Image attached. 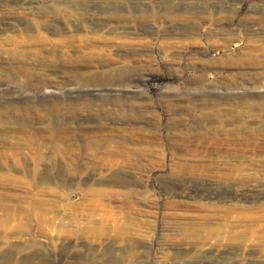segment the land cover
<instances>
[{
  "label": "rangeland",
  "instance_id": "1",
  "mask_svg": "<svg viewBox=\"0 0 264 264\" xmlns=\"http://www.w3.org/2000/svg\"><path fill=\"white\" fill-rule=\"evenodd\" d=\"M0 264H264V0H0Z\"/></svg>",
  "mask_w": 264,
  "mask_h": 264
},
{
  "label": "bare ground",
  "instance_id": "2",
  "mask_svg": "<svg viewBox=\"0 0 264 264\" xmlns=\"http://www.w3.org/2000/svg\"><path fill=\"white\" fill-rule=\"evenodd\" d=\"M5 26V25H4ZM8 26V28L11 30V29H13V27H12V25L11 24H9V25H7ZM59 31H60V29L59 28H54V30H53V34H55V35H57L58 33H59ZM145 43V42H144ZM144 43H142V42H132V43H121L120 45H124V46H129L130 48H131V53H135L136 54V52H138L142 47H146V48H148L149 50L150 49H154V46H153V43H146V44H144ZM123 60H127L128 58L126 57V56H122L121 57ZM149 58V56L148 57H145V59H142V58H140V57H138V58H136L135 57V59H134V68H132V69H130L128 72H129V74H127L128 72H127V69L125 68V67H122V66H120V67H117V68H112V69H108V70H105V71H101V72H97V73H99V76H104L105 77V80H100L99 79V81H98V84L100 85V84H103V83H108V84H111V83H115L116 81H119V78H123L122 79V81L123 80H126L127 79V77L129 78V76L132 74V73H137L138 72V69H139V66L141 65V64H143L144 62H147V61H150V59H148ZM203 83V82H202ZM184 100L186 101V102H191L192 104H193V106L190 108L191 109V111L193 112V110H195V109H199V110H206V114H208V99L207 100H203V101H200V104L199 103H197V101L195 100V97H187V98H184ZM189 109V110H190ZM54 123V122H53ZM97 123H99V125H102L103 124V122H97ZM113 123V122H112ZM171 123V125L173 124H180V123H182V122H170ZM197 123H199V122H197ZM218 123V125L217 126H214L213 128H212V130H211V132L212 133H217V132H219L220 130H221V123H219V122H217ZM236 124H235V128L232 130V133L233 134H235V133H237V132H239L240 130V128L242 127V125H243V123L242 122H235ZM183 124H184V126H185V128H184V130L183 131H174V132H171L168 136L166 135V136H164L163 138L165 139V141L166 140H172L173 142H174V145L175 144H183V143H186V142H190L191 140H193L196 136L193 134V133H191L190 131H189V128H186V127H190V125H191V122H183ZM125 132H127L126 130H120V129H111L110 131H106V129H102L101 131H100V133H103V134H107V135H109V134H121V133H125ZM133 132H135V131H133ZM77 133V132H76ZM81 133V132H80ZM210 134V133H209ZM134 136V135H133ZM141 136V135H140ZM214 136V135H213ZM234 136V135H233ZM138 137V136H137ZM146 137V136H145ZM223 137V136H222ZM97 138H99V137H97ZM139 138V137H138ZM216 138V137H215ZM208 139V137L205 139V140H207ZM217 139V138H216ZM234 139V138H233ZM132 140H134V139H132ZM221 140V139H220ZM225 140H226V138H225ZM135 141V140H134ZM137 141V140H136ZM217 141V140H216ZM234 141V140H233ZM149 142V141H148ZM138 144H140V146H141V148H133V149H130V148H128V147H122V146H110V147H108V149H107V151H108V153H110L112 156H124L125 158L127 157V156H136L137 158L138 157H142L143 159H144V157L145 158H148L150 155L149 154H147L148 153V151L149 152H152V149H151V147H153V146H151L150 144H146L145 142H144V140H140V141H138L137 142ZM106 148L105 146H103V145H98L97 146V148H99V149H101V148ZM123 157V158H124ZM144 160H146V159H144ZM141 161V160H140ZM136 162V161H135ZM172 162H173V158H172ZM178 162H175L174 164H177ZM140 164V163H139ZM140 166V165H139ZM186 166V165H185ZM187 167V166H186ZM189 167V166H188ZM141 168V167H140ZM188 169V168H187ZM174 172L175 171H179L178 169H174L173 170ZM132 241V240H131Z\"/></svg>",
  "mask_w": 264,
  "mask_h": 264
}]
</instances>
